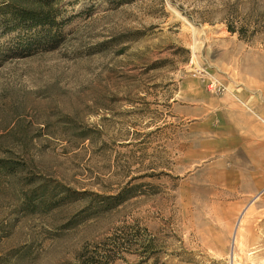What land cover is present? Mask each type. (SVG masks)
Returning <instances> with one entry per match:
<instances>
[{"label":"rangeland","instance_id":"374dc122","mask_svg":"<svg viewBox=\"0 0 264 264\" xmlns=\"http://www.w3.org/2000/svg\"><path fill=\"white\" fill-rule=\"evenodd\" d=\"M55 5L0 19V264H264V0Z\"/></svg>","mask_w":264,"mask_h":264},{"label":"trees","instance_id":"16d2710c","mask_svg":"<svg viewBox=\"0 0 264 264\" xmlns=\"http://www.w3.org/2000/svg\"><path fill=\"white\" fill-rule=\"evenodd\" d=\"M56 0H0V19L11 30L33 32L37 44L40 47H48L52 50L59 35L53 33L58 23L59 13L55 5ZM231 33L237 31L232 29ZM240 39L249 42L255 34L248 35L245 31H239ZM32 43H28V47ZM51 48V49H50ZM5 168L12 169L10 164Z\"/></svg>","mask_w":264,"mask_h":264},{"label":"crops","instance_id":"0c3cea01","mask_svg":"<svg viewBox=\"0 0 264 264\" xmlns=\"http://www.w3.org/2000/svg\"><path fill=\"white\" fill-rule=\"evenodd\" d=\"M248 114V113H247ZM252 117H247L246 120L242 121L245 122L246 125H253V132L257 134L258 132H263L264 133V117L262 115V109L257 106L256 110H252ZM255 139H253L252 142L248 140L247 142V147L251 148H264V135H259V136H254ZM250 142V143H249ZM237 147L243 146V144H236ZM253 161L255 162V170L254 173L259 175V181L262 182L264 180V165L261 163L262 161L258 160L253 153L251 154ZM261 163V166H258L257 164ZM255 181V179H254ZM262 185V184H259Z\"/></svg>","mask_w":264,"mask_h":264},{"label":"bare ground","instance_id":"6f19581e","mask_svg":"<svg viewBox=\"0 0 264 264\" xmlns=\"http://www.w3.org/2000/svg\"><path fill=\"white\" fill-rule=\"evenodd\" d=\"M242 223V218L239 220L236 228L234 229L232 240H231V259L229 264H239L237 260V249H238V239H239V228ZM189 260H192L191 255L188 256Z\"/></svg>","mask_w":264,"mask_h":264}]
</instances>
